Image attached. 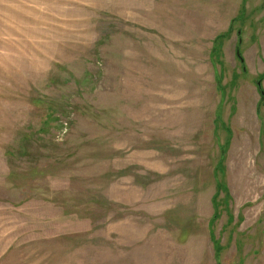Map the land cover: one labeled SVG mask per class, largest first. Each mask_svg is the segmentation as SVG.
<instances>
[{
	"label": "rangeland",
	"instance_id": "1",
	"mask_svg": "<svg viewBox=\"0 0 264 264\" xmlns=\"http://www.w3.org/2000/svg\"><path fill=\"white\" fill-rule=\"evenodd\" d=\"M262 74L264 0H0V264H264Z\"/></svg>",
	"mask_w": 264,
	"mask_h": 264
},
{
	"label": "trees",
	"instance_id": "2",
	"mask_svg": "<svg viewBox=\"0 0 264 264\" xmlns=\"http://www.w3.org/2000/svg\"><path fill=\"white\" fill-rule=\"evenodd\" d=\"M218 38H219V36L216 38V40H217ZM216 40H215V41H216ZM213 49H214V51L216 50V49H215V44H214ZM235 51H236V54H237V56L239 57V59H241V56H240L241 54L239 53V48H238V46L236 47ZM241 61H242V60H241ZM263 76H264V74L260 75V77L257 78V80H256L257 83L260 82V81L262 80ZM257 87H258V90L260 91V93L262 94V97H263V95H264V90L261 88L260 85H258ZM263 100H264V99H263ZM45 123H46V122H45ZM220 162L222 163V159H220ZM219 166H220V165H219ZM216 188H217V191L222 190V189L226 190L224 184H223L220 180H217V181H216ZM216 198H217V193H216V194L214 195V197H213V202H212L213 204H214V201H216V204L218 203L217 200H216ZM215 217H216V216H213L212 220H214Z\"/></svg>",
	"mask_w": 264,
	"mask_h": 264
},
{
	"label": "water",
	"instance_id": "3",
	"mask_svg": "<svg viewBox=\"0 0 264 264\" xmlns=\"http://www.w3.org/2000/svg\"><path fill=\"white\" fill-rule=\"evenodd\" d=\"M258 85H260V82H258Z\"/></svg>",
	"mask_w": 264,
	"mask_h": 264
}]
</instances>
